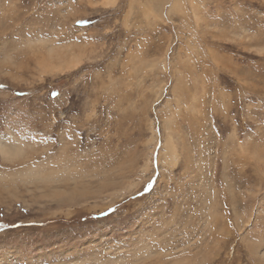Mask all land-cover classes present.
<instances>
[{"label":"rangeland","instance_id":"rangeland-1","mask_svg":"<svg viewBox=\"0 0 264 264\" xmlns=\"http://www.w3.org/2000/svg\"><path fill=\"white\" fill-rule=\"evenodd\" d=\"M0 85V264H264V0H0Z\"/></svg>","mask_w":264,"mask_h":264},{"label":"bare ground","instance_id":"bare-ground-1","mask_svg":"<svg viewBox=\"0 0 264 264\" xmlns=\"http://www.w3.org/2000/svg\"><path fill=\"white\" fill-rule=\"evenodd\" d=\"M7 147H9V145H5V144H0V150L4 153H7L8 149ZM30 168V167H29ZM27 169V168H26Z\"/></svg>","mask_w":264,"mask_h":264},{"label":"snow or ice","instance_id":"snow-or-ice-1","mask_svg":"<svg viewBox=\"0 0 264 264\" xmlns=\"http://www.w3.org/2000/svg\"><path fill=\"white\" fill-rule=\"evenodd\" d=\"M0 87H4V85H0Z\"/></svg>","mask_w":264,"mask_h":264}]
</instances>
